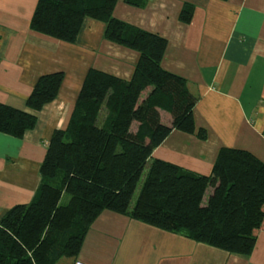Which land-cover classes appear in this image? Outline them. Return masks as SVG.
I'll use <instances>...</instances> for the list:
<instances>
[{"label":"trees","instance_id":"obj_1","mask_svg":"<svg viewBox=\"0 0 264 264\" xmlns=\"http://www.w3.org/2000/svg\"><path fill=\"white\" fill-rule=\"evenodd\" d=\"M116 1L36 0L32 31L74 43L90 17L105 24L106 40L136 51L138 58L129 79L87 70L66 126L52 132L32 198L0 218V264H60L61 257H75L103 210L242 255L252 251L264 227V162L250 151L221 146L208 175L151 159L171 130L199 138L206 131H196V96L185 78L161 65L166 39L114 17ZM190 18L189 9L180 11L181 21ZM63 76L41 74L26 107L38 111L52 101ZM160 110L169 113V123ZM35 123L33 113L0 103V132L20 137Z\"/></svg>","mask_w":264,"mask_h":264},{"label":"crops","instance_id":"obj_2","mask_svg":"<svg viewBox=\"0 0 264 264\" xmlns=\"http://www.w3.org/2000/svg\"><path fill=\"white\" fill-rule=\"evenodd\" d=\"M117 0L113 16L164 37V69L183 76L196 96V131L173 129L151 159L210 174L221 146L245 149L264 162V0ZM36 0H0V103L36 116L14 137L0 132V218L27 203L52 132L64 128L90 67L129 79L136 51L104 38L105 24L86 17L74 43L30 29ZM189 9L188 22L179 13ZM62 71L55 98L38 111L25 101L37 78ZM150 87L144 89V97ZM102 111V109H101ZM165 123L170 115L160 110ZM211 192L209 188L206 196ZM65 258V259H64ZM60 264H264V227L247 255L230 253L126 214L103 210L89 225L75 257ZM59 260V261H60Z\"/></svg>","mask_w":264,"mask_h":264},{"label":"rangeland","instance_id":"obj_3","mask_svg":"<svg viewBox=\"0 0 264 264\" xmlns=\"http://www.w3.org/2000/svg\"><path fill=\"white\" fill-rule=\"evenodd\" d=\"M104 115H105V108L102 107V111H101L100 116H99V120H100V121L104 118ZM144 175H145V169H144V171L142 172L141 177H140V180H139V182H138V185H137L136 191H135V193H134L135 196L137 195L138 188H139V186H140V184H141V182H142V180H143V178H144ZM135 196H134V197H135ZM205 197H206V194H205ZM66 198H67V194H63V196H62V198H61V201L64 202V201L66 200ZM64 259H65V258H64ZM59 262H61V260H60Z\"/></svg>","mask_w":264,"mask_h":264},{"label":"built area","instance_id":"obj_4","mask_svg":"<svg viewBox=\"0 0 264 264\" xmlns=\"http://www.w3.org/2000/svg\"><path fill=\"white\" fill-rule=\"evenodd\" d=\"M74 264H85V263H82L80 261H76Z\"/></svg>","mask_w":264,"mask_h":264}]
</instances>
